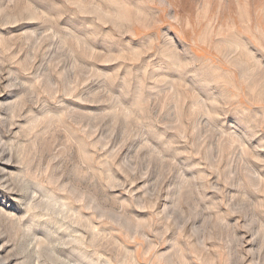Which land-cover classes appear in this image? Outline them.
I'll return each mask as SVG.
<instances>
[{"label":"rangeland","instance_id":"374dc122","mask_svg":"<svg viewBox=\"0 0 264 264\" xmlns=\"http://www.w3.org/2000/svg\"><path fill=\"white\" fill-rule=\"evenodd\" d=\"M0 264H264V0H0Z\"/></svg>","mask_w":264,"mask_h":264}]
</instances>
